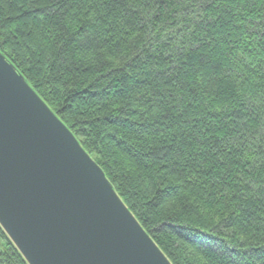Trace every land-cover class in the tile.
<instances>
[{"label":"trees","instance_id":"obj_1","mask_svg":"<svg viewBox=\"0 0 264 264\" xmlns=\"http://www.w3.org/2000/svg\"><path fill=\"white\" fill-rule=\"evenodd\" d=\"M0 50L173 264H264V0H0Z\"/></svg>","mask_w":264,"mask_h":264},{"label":"water","instance_id":"obj_2","mask_svg":"<svg viewBox=\"0 0 264 264\" xmlns=\"http://www.w3.org/2000/svg\"><path fill=\"white\" fill-rule=\"evenodd\" d=\"M0 226L28 264H173L1 50Z\"/></svg>","mask_w":264,"mask_h":264}]
</instances>
